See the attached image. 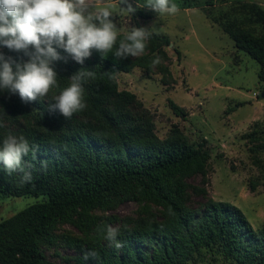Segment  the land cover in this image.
Here are the masks:
<instances>
[{
  "label": "trees",
  "instance_id": "1",
  "mask_svg": "<svg viewBox=\"0 0 264 264\" xmlns=\"http://www.w3.org/2000/svg\"><path fill=\"white\" fill-rule=\"evenodd\" d=\"M132 5L136 19L151 17ZM205 12L239 51L259 62L264 91V7L236 0L226 9L208 7ZM122 38L117 36V42ZM170 43L169 36L154 31L138 57L119 59L112 52L104 56L93 50L83 65L67 61L64 70L54 69L59 87L32 103L6 92L15 126H5L0 118V146L10 133L24 136L38 150L25 157L32 166L27 169L33 176L29 184L20 183L19 173L8 175L0 162V199L46 198L0 221V264H48L42 243L52 240L57 222L71 221L77 211L113 209L125 201L143 204L146 215L119 232L123 248L98 242L97 264H185L204 248H217L235 264H264V223L255 229L240 207L213 198L202 186L194 187L203 199L200 203L190 195L189 178L208 171L211 153L204 141L192 142L177 124L160 137L143 101L135 92L119 88L120 72L136 66L148 75L154 66L167 69L152 62ZM80 70L95 73L84 85L87 107L66 120L50 112L49 105ZM169 104L175 114H188L173 100ZM257 148L255 144L250 151L258 163Z\"/></svg>",
  "mask_w": 264,
  "mask_h": 264
},
{
  "label": "rangeland",
  "instance_id": "2",
  "mask_svg": "<svg viewBox=\"0 0 264 264\" xmlns=\"http://www.w3.org/2000/svg\"><path fill=\"white\" fill-rule=\"evenodd\" d=\"M234 1L171 0L179 11L159 16L144 6L146 0H129L151 14L148 19H136L121 12L120 8L125 6L117 0H90L89 12L107 7L113 13L110 19L116 28L122 29L118 36L125 37L132 27L149 30L155 27L156 32L169 36L171 43L163 45L164 54L159 63L167 69L154 66L148 75L136 66L120 72L119 88L135 92L143 101L152 113L160 137H165L177 124L192 142L204 141L208 147L211 158L207 173L189 178L193 201L198 204L203 200L194 191V187L202 186L213 198L240 207L257 229L264 223V96L258 77L260 64L239 51L233 39L205 12L208 7L216 11L226 9ZM252 1L264 7V0ZM57 50L66 54L63 49ZM0 51L18 62L28 60L22 52L9 51L6 47H0ZM67 61L75 62L66 54L60 64L53 62V68L64 70ZM6 96V91H0V118L5 126L14 127ZM169 100L185 108L188 114H175ZM255 144L259 147L258 163L250 151ZM45 198V195H24L0 199V221ZM144 215L143 204L133 201H125L113 209L77 211L71 221L57 222L52 229V240L43 242L42 250L48 264H97L95 259L84 260L83 254L95 249L100 241L109 244L97 231L98 227L111 225L120 232L142 221ZM185 264L235 263L225 260L217 248H204Z\"/></svg>",
  "mask_w": 264,
  "mask_h": 264
},
{
  "label": "clouds",
  "instance_id": "3",
  "mask_svg": "<svg viewBox=\"0 0 264 264\" xmlns=\"http://www.w3.org/2000/svg\"><path fill=\"white\" fill-rule=\"evenodd\" d=\"M126 7L121 12L134 14L136 8L129 0H120ZM139 6V5H137ZM159 16L174 15L179 11L171 0H146L144 5ZM90 0H0V47L9 51L22 52L27 61L18 62L0 51V91L18 95L22 103L28 104L46 97L51 88L59 87L53 62L65 59L57 49H63L78 64L96 50L106 56L112 52L116 58L138 57L145 52L146 41L155 31L144 27H132L124 39L117 42L118 32L107 8L89 12ZM98 21V23L94 22ZM156 34H159L158 31ZM118 44V47L115 45ZM157 55L153 65L160 63ZM95 73L80 70L73 74L70 84L54 97L49 105L50 112H58L66 120L86 107L85 82L94 78ZM3 127V124H0ZM38 150L30 145L24 136L8 134L0 146L2 169L8 174H21L20 183L29 184L33 180L32 166L25 157ZM46 167V162H42ZM104 239L116 249L124 247L118 239L119 230L111 225L98 227ZM98 253L85 251L84 260L96 259Z\"/></svg>",
  "mask_w": 264,
  "mask_h": 264
},
{
  "label": "water",
  "instance_id": "4",
  "mask_svg": "<svg viewBox=\"0 0 264 264\" xmlns=\"http://www.w3.org/2000/svg\"><path fill=\"white\" fill-rule=\"evenodd\" d=\"M262 95L264 96V91L262 92Z\"/></svg>",
  "mask_w": 264,
  "mask_h": 264
}]
</instances>
